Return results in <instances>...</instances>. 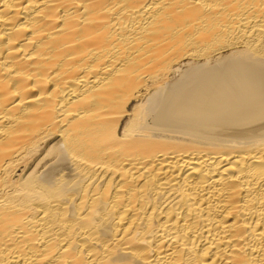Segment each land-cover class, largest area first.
<instances>
[{
  "label": "bare ground",
  "instance_id": "obj_1",
  "mask_svg": "<svg viewBox=\"0 0 264 264\" xmlns=\"http://www.w3.org/2000/svg\"><path fill=\"white\" fill-rule=\"evenodd\" d=\"M0 264H264V0H0Z\"/></svg>",
  "mask_w": 264,
  "mask_h": 264
}]
</instances>
